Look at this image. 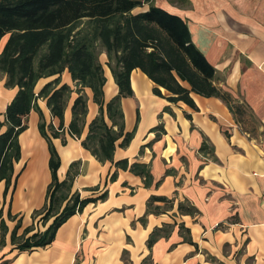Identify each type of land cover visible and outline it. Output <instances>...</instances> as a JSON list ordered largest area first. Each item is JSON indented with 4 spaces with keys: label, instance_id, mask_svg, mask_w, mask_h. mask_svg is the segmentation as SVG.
Returning <instances> with one entry per match:
<instances>
[{
    "label": "crops",
    "instance_id": "0c3cea01",
    "mask_svg": "<svg viewBox=\"0 0 264 264\" xmlns=\"http://www.w3.org/2000/svg\"><path fill=\"white\" fill-rule=\"evenodd\" d=\"M154 4L186 21L192 42L216 69V86L245 104L249 113L240 119L219 97L196 93L191 97L197 109L182 101L170 103L153 93L154 83L146 74L133 70V96L122 99V110L125 132L134 131V136L124 148L119 146L122 139L117 141L114 159L149 165L153 182L146 187L141 176L117 170L109 161L102 163L83 147L89 125L99 114L89 88L82 136L70 135L78 96L74 92L64 113V139L53 138L61 158L58 178L63 181L70 165L80 162L71 194L87 199L107 192V197L71 216L51 245L19 251L12 244L18 222L17 236L30 229L27 237L53 222L52 218L44 223L43 213L33 216L47 203L52 174L39 113L31 111L28 127L19 136L21 159L14 165L6 197L5 181L0 182V210L8 228L5 244H0V264H146L147 258L152 264H264V0H154ZM6 41L7 37L0 51ZM100 62L107 103L119 88L105 52ZM54 78L39 80L36 93ZM63 83L75 88L68 70L61 76ZM17 92L18 87L8 88L0 80V122ZM162 93L168 94L163 89ZM38 105L46 122L58 128L60 119L51 115L46 100L39 99ZM5 130L2 127L0 133ZM204 140L209 153L200 150ZM152 196L170 203L156 201L153 208L160 213H148ZM180 203L195 207L198 214L181 212ZM166 225L172 226L169 235L149 249L151 232Z\"/></svg>",
    "mask_w": 264,
    "mask_h": 264
},
{
    "label": "trees",
    "instance_id": "16d2710c",
    "mask_svg": "<svg viewBox=\"0 0 264 264\" xmlns=\"http://www.w3.org/2000/svg\"><path fill=\"white\" fill-rule=\"evenodd\" d=\"M145 5H149L145 11L134 12ZM5 37L7 41L0 51V80L4 79L8 88L18 87V92L7 107L5 120L0 122V132L6 127L0 133V182L6 184L4 195L7 196L12 186L14 165L21 159L19 136L27 129L28 115L33 110L39 113V130L49 145L52 174L47 203L33 216L43 213L44 223L52 218L53 222L45 231L28 237L30 229L17 236L21 225L18 222L12 232V244L19 251L51 245L58 229L71 216L82 212L89 203L107 197V192L87 199H82L77 192L71 194L80 162L70 165L63 181L58 178L61 158L53 138H62L64 134V113L74 92L78 96L72 106L70 135L78 139L82 136L88 113L85 90L89 88L99 106V114L89 125L83 147L100 162L109 161L117 170H129L141 176L146 187L153 182L149 165L114 159L117 141L122 139L119 146L124 148L134 136V131L125 132L122 110V99L133 96V70L140 69L146 74L154 83L153 93L170 103L182 101L197 109L191 97L196 93L219 97L240 119L248 112L245 104L216 86V69L192 42L186 21L156 6L153 0H0V44ZM103 52L119 88L118 94L107 103L104 100L106 77L100 62ZM66 70L71 74L75 88L61 84V76ZM50 77L55 78L36 93L39 80ZM162 89L168 94H163ZM39 99L46 100L51 115L60 119L58 128L46 122L38 105ZM208 147L204 140L201 152L209 153ZM117 174V171L113 173L112 181ZM156 201L170 203L165 197L152 196L148 201V213H160L159 208H153ZM179 210L198 214L195 207L184 203L179 204ZM8 216L13 219L10 212ZM171 228V225L155 228L148 238V248L167 237ZM0 231L3 246L8 228L2 210ZM144 263L152 264L149 258Z\"/></svg>",
    "mask_w": 264,
    "mask_h": 264
},
{
    "label": "rangeland",
    "instance_id": "374dc122",
    "mask_svg": "<svg viewBox=\"0 0 264 264\" xmlns=\"http://www.w3.org/2000/svg\"><path fill=\"white\" fill-rule=\"evenodd\" d=\"M153 3H154V0H153Z\"/></svg>",
    "mask_w": 264,
    "mask_h": 264
}]
</instances>
